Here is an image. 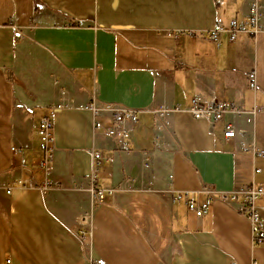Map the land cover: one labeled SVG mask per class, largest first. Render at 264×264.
<instances>
[{"label": "crops", "instance_id": "obj_1", "mask_svg": "<svg viewBox=\"0 0 264 264\" xmlns=\"http://www.w3.org/2000/svg\"><path fill=\"white\" fill-rule=\"evenodd\" d=\"M248 2L0 0V185L30 172L42 184L33 123L48 107L66 104L52 131L59 188L15 189L9 197L0 191V264L8 256L13 264H264V242L252 243L236 204L215 202L198 220L171 195L264 187V154L240 148L245 142L264 152V33L234 42L223 34L219 47L185 33L210 29L217 16L241 20ZM196 95L260 112L249 114V123L246 114L227 113L210 125L188 111ZM92 99L137 111L138 122L127 124L130 153L93 131L86 109ZM161 106L179 109L159 130L152 111ZM224 123L235 128L229 141L221 135ZM92 150L105 158L98 187L112 192L98 205L77 188L88 182ZM89 212L84 245L72 228Z\"/></svg>", "mask_w": 264, "mask_h": 264}, {"label": "built area", "instance_id": "obj_2", "mask_svg": "<svg viewBox=\"0 0 264 264\" xmlns=\"http://www.w3.org/2000/svg\"><path fill=\"white\" fill-rule=\"evenodd\" d=\"M190 36L199 35L200 37L212 41L216 47L221 45L220 39L223 34H226L230 42L236 41L240 36L247 35L255 37L258 34L264 33V0H249L248 14L245 18L237 20L234 18L224 19L217 16L213 26L206 31H187ZM98 75V73H97ZM249 87L256 89L257 82L254 73L247 76ZM66 108L63 99L61 103L52 105L47 108L46 112L33 123V130L39 139L38 150L40 157L38 159V167L42 174V184L38 185L33 181V172L25 179L16 180L7 185H0L6 196H11L15 189H39L43 193L50 190L58 189L59 184L53 180L54 171V146L53 144V124L56 111ZM92 115L93 131L106 137L115 138L119 142V149L122 152L130 153L129 146L130 131L127 124H136L138 122V114L136 110L121 108L111 103L98 104L95 100H91L86 107ZM179 109L178 106L167 107L161 106L154 109L153 114L161 121L158 129H162L167 122L168 117L174 111ZM190 115L195 120L207 121L210 125H219L223 122L224 115L234 113L236 115L246 114L245 121L251 122L249 114L259 113L258 108H253L248 112L244 111L240 106L233 101H213L204 102L199 96H194L191 100V105L188 109ZM105 120H110L105 125ZM221 135L224 141H229L235 137V128L233 124L224 123L221 129ZM243 152H251L254 155L262 156L263 150L255 145H249L245 142L240 144ZM13 153L20 157V165L26 166V159L21 157L22 149L12 148ZM92 168L88 177V182L85 187L79 184V190H87L92 197V205H98L103 202L105 194H111V190H105L98 187L99 170L104 162V157L101 152L92 150ZM108 160H111L108 158ZM147 166V164H145ZM82 183V182H80ZM204 194L206 197L203 200L196 201L195 194ZM172 203L183 202L186 209L200 220L208 214L211 206L215 202L224 204H236L237 212L248 219L251 227V240L254 245H259L264 242V226L261 212L264 211V205L258 206L257 202L264 199V187L261 185L251 187L239 192H217L212 187H206L201 191H172ZM4 208L3 202L0 200V209ZM91 213H86L80 218V225L72 228V233L82 244H88L91 239ZM5 264H13L11 257H6ZM92 264H97L92 263ZM236 264V263H232ZM251 264H259L256 259H252Z\"/></svg>", "mask_w": 264, "mask_h": 264}, {"label": "rangeland", "instance_id": "obj_3", "mask_svg": "<svg viewBox=\"0 0 264 264\" xmlns=\"http://www.w3.org/2000/svg\"><path fill=\"white\" fill-rule=\"evenodd\" d=\"M53 144H51V146H52ZM82 216V215H81ZM81 216H80V218H81Z\"/></svg>", "mask_w": 264, "mask_h": 264}]
</instances>
